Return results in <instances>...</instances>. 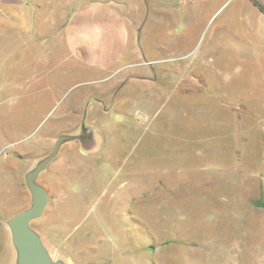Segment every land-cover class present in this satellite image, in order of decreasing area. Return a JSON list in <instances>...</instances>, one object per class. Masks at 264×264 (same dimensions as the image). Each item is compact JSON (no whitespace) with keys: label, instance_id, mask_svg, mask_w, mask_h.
<instances>
[{"label":"rangeland","instance_id":"rangeland-1","mask_svg":"<svg viewBox=\"0 0 264 264\" xmlns=\"http://www.w3.org/2000/svg\"><path fill=\"white\" fill-rule=\"evenodd\" d=\"M29 1L36 73L23 40L0 44V264H18L7 221L32 205L25 175L61 135L75 138L38 176L50 200L32 222L54 261L264 264V13L253 0H115L130 39L102 79L44 43L92 0ZM100 103L109 111L93 121Z\"/></svg>","mask_w":264,"mask_h":264},{"label":"crops","instance_id":"crops-1","mask_svg":"<svg viewBox=\"0 0 264 264\" xmlns=\"http://www.w3.org/2000/svg\"><path fill=\"white\" fill-rule=\"evenodd\" d=\"M49 31L52 33L53 28ZM49 35L44 43L50 51L54 44H59L68 61L102 79L105 75L112 77L124 63L130 39L129 19L117 1L92 0L74 8L55 35ZM22 40L25 48L33 50L30 69L36 73V10L29 0H0V44L3 48L20 49ZM21 73L17 68L14 78L19 80ZM108 111L101 103L91 104L87 117L99 121Z\"/></svg>","mask_w":264,"mask_h":264},{"label":"water","instance_id":"water-1","mask_svg":"<svg viewBox=\"0 0 264 264\" xmlns=\"http://www.w3.org/2000/svg\"><path fill=\"white\" fill-rule=\"evenodd\" d=\"M73 138L75 137L69 135L58 137L51 153L25 175V185L32 196V205L13 214L7 221L17 250L18 264H64L52 259L41 236L32 227V222L41 217L50 200L49 191L37 182V178L54 159L61 143Z\"/></svg>","mask_w":264,"mask_h":264},{"label":"trees","instance_id":"trees-1","mask_svg":"<svg viewBox=\"0 0 264 264\" xmlns=\"http://www.w3.org/2000/svg\"><path fill=\"white\" fill-rule=\"evenodd\" d=\"M253 3L264 13V4L257 1V0H253Z\"/></svg>","mask_w":264,"mask_h":264}]
</instances>
